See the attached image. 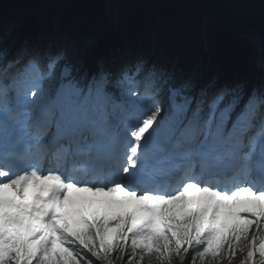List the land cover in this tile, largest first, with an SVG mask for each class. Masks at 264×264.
Returning <instances> with one entry per match:
<instances>
[{
    "label": "snow or ice",
    "instance_id": "6c2138e0",
    "mask_svg": "<svg viewBox=\"0 0 264 264\" xmlns=\"http://www.w3.org/2000/svg\"><path fill=\"white\" fill-rule=\"evenodd\" d=\"M62 60L33 57L15 74L9 70L19 60L0 69V264H118L125 257V264L145 257L183 264L190 253V264H220L225 256L230 264L245 249L242 264H255L257 253L264 258V148L256 152L264 145V87L222 90L206 116L203 101L190 109L185 97L178 119L161 132L157 69L143 61L118 75L99 69L85 92L65 66L57 89L63 102L33 121L28 98L43 95L42 82ZM110 87L145 104L142 112L114 104L122 128L79 103L108 100Z\"/></svg>",
    "mask_w": 264,
    "mask_h": 264
},
{
    "label": "trees",
    "instance_id": "16d2710c",
    "mask_svg": "<svg viewBox=\"0 0 264 264\" xmlns=\"http://www.w3.org/2000/svg\"><path fill=\"white\" fill-rule=\"evenodd\" d=\"M56 4L64 8L57 17ZM120 4L117 34L105 43L113 25L107 17L108 7L115 12L113 0L109 5L108 0H51L49 6L42 0H0V66L9 56L16 58L26 52L47 61L52 56L49 45L56 36L63 60L54 78L45 83L48 90L54 88L65 66L83 86L87 58L100 48L104 51L98 57L99 64L113 72L116 66L111 57L117 53L131 51L136 59L125 58L126 64L133 65L152 48L158 55L157 67L146 65L158 70L154 89L165 104L173 89H181L174 97L183 101L198 95V90L215 77L225 83L224 90L239 86L247 92L250 88L256 58L252 38L260 36L264 44V0H120ZM202 31L215 46L207 53L202 50ZM153 33L157 42L150 40ZM163 44L168 48L163 49ZM185 84L189 87L183 88ZM109 92L120 95L116 88H109ZM229 99L226 96L223 103ZM126 259L118 264H125ZM190 259L191 253L183 264H190ZM143 264L149 263L144 260Z\"/></svg>",
    "mask_w": 264,
    "mask_h": 264
},
{
    "label": "rangeland",
    "instance_id": "374dc122",
    "mask_svg": "<svg viewBox=\"0 0 264 264\" xmlns=\"http://www.w3.org/2000/svg\"><path fill=\"white\" fill-rule=\"evenodd\" d=\"M115 5H116V8L117 9H121V4H120V0H115ZM121 11V10H120ZM150 40L152 41V42H157V38L155 37V35H152L151 36V38H150ZM138 44H139V42H138ZM51 45V44H50ZM164 47L166 48L167 46L166 45H164ZM103 52V51H102ZM102 52H98V53H96L94 56H92V57H89L88 58V60H87V65H86V67H87V71L89 72V74H88V76H87V84H88V82L91 80V78H92V76H93V74H95L99 69H101V67H100V64L97 62V57L98 56H100L101 54H102ZM148 58L149 59H152L153 58V60H154V62H153V64H155V61L157 60V56H154L153 55V49L151 48V50H150V54L148 55ZM86 84V85H87ZM86 85H85V92L87 91V87H86ZM261 87H264V81H262L261 83H259V84H256L254 87H253V89H259V88H261ZM131 97H133V96H131ZM91 98H95V97H91ZM81 100H85L84 98H81ZM96 100V99H95ZM43 103H45V102H49V101H51L50 99H46V98H44L43 100ZM97 101V100H96ZM109 101H111L110 100V98L108 99V100H106V101H97V103H99V104H102V105H105V104H107V102H109ZM193 101H194V99H193ZM192 101V102H193ZM113 101H111V104H112V107L111 108H109L111 111H113L114 110V104L112 103ZM49 104L50 103H47V105H46V107L47 106H49ZM133 104V102L131 103V105ZM191 106L192 105H190V109H191ZM45 106H44V104H41L40 106H39V109H41V110H43L44 108H46ZM177 112H178V107L177 108H175V109H173V110H171L170 111V113H168V114H166L165 113V110H164V108H163V112L161 113V117H160V120H164V121H168V120H171V121H175V120H177L176 118H178L177 117ZM189 113H190V110H189V112H188V115H189ZM233 113H235V111L233 112ZM232 113V114H233ZM231 117H234V114H233V116L231 115ZM232 120V118H230L229 120H227V122H230ZM226 122V123H227ZM250 236H251V233H250ZM251 241H250V239H249V241H247L246 243H250ZM256 255H259V253H257ZM246 257H247V249H245L244 251H242V252H238L235 256H233L232 257V259H231V261H230V264H239V263H241L242 261H244V260H246ZM145 261L147 262V263H149V264H152V261H149V259L147 258V257H145ZM179 261V260H178ZM222 263H224V264H229V260H228V258H227V256H225V258L223 259V261H222Z\"/></svg>",
    "mask_w": 264,
    "mask_h": 264
},
{
    "label": "water",
    "instance_id": "95a60500",
    "mask_svg": "<svg viewBox=\"0 0 264 264\" xmlns=\"http://www.w3.org/2000/svg\"><path fill=\"white\" fill-rule=\"evenodd\" d=\"M200 13V12H199Z\"/></svg>",
    "mask_w": 264,
    "mask_h": 264
}]
</instances>
